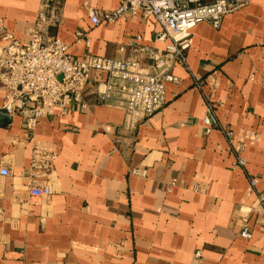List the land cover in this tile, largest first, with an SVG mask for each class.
<instances>
[{"label":"crops","instance_id":"obj_1","mask_svg":"<svg viewBox=\"0 0 264 264\" xmlns=\"http://www.w3.org/2000/svg\"><path fill=\"white\" fill-rule=\"evenodd\" d=\"M121 1L66 0L50 34L79 60L149 66L136 49L169 43L155 41L154 18L94 27L85 8L112 11ZM44 2L0 0L6 31L27 42ZM81 31L88 44L77 41ZM192 37L188 68L173 66L180 83L166 84L165 108L132 136L124 111L100 105L93 90L86 109L67 114L47 102L32 136L23 116L0 114V169L10 172L0 176V264H196L197 251L206 264H264V0H248L218 30L199 24ZM105 78L92 73L95 84ZM5 95L0 82V113ZM204 95L232 147L223 132L204 133ZM34 145L56 155L51 173L32 170ZM34 179L50 185L49 199L30 196ZM245 226L250 240L240 236Z\"/></svg>","mask_w":264,"mask_h":264},{"label":"built area","instance_id":"obj_2","mask_svg":"<svg viewBox=\"0 0 264 264\" xmlns=\"http://www.w3.org/2000/svg\"><path fill=\"white\" fill-rule=\"evenodd\" d=\"M66 0H45L41 5L34 27L29 30V40L21 43L6 31L0 20V82L5 86L4 109L11 117L23 116L25 128L33 135L46 114L45 104L52 103L62 114L87 108L86 94L94 91L100 105L124 111L123 130L134 135L139 125L162 111L166 106V84L180 83L173 75V66L188 68L187 53L193 45L192 30L201 23H208L218 30L223 19L241 9L248 0H122L119 8L112 11L97 10L85 5L94 27L113 25L121 20L154 18L161 26L155 41L169 43L164 49L140 46L139 55L151 60L142 67L136 59L117 60L90 56L79 60L69 52L70 47L50 34V28L62 23ZM90 42L85 31L77 33V41ZM137 41L141 37H136ZM134 47V44H130ZM105 75L99 83L92 81V73ZM200 89L201 85L197 84ZM206 113L203 118L204 133L223 132L232 147L233 133L221 127L216 108L207 95ZM242 150L243 147H240ZM236 164L245 167V158L236 152ZM56 155L43 147L34 145L32 170L43 169L51 173ZM136 174L145 175L137 171ZM10 172L0 169V176ZM35 178V177H34ZM256 189L259 179L250 178ZM34 199L47 200L52 190L47 182L34 179L29 190ZM258 204L264 211V194L259 195ZM240 236L250 240L252 233L245 226ZM196 264H206L202 251L195 253Z\"/></svg>","mask_w":264,"mask_h":264},{"label":"water","instance_id":"obj_3","mask_svg":"<svg viewBox=\"0 0 264 264\" xmlns=\"http://www.w3.org/2000/svg\"><path fill=\"white\" fill-rule=\"evenodd\" d=\"M0 114H1L3 117H5V116L7 115L6 111H2ZM5 122H6V123L10 122V118L7 117L6 120H5Z\"/></svg>","mask_w":264,"mask_h":264}]
</instances>
